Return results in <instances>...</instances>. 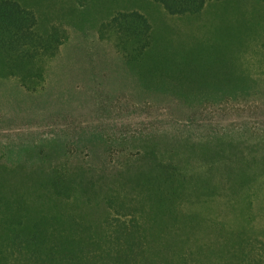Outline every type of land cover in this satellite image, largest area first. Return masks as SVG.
Wrapping results in <instances>:
<instances>
[{"label":"trees","instance_id":"16d2710c","mask_svg":"<svg viewBox=\"0 0 264 264\" xmlns=\"http://www.w3.org/2000/svg\"><path fill=\"white\" fill-rule=\"evenodd\" d=\"M149 1L190 20L211 4L264 7V0ZM53 2L0 0V81L32 92L41 86L46 63L67 41L43 17ZM98 36L114 42L127 66L168 81L164 91L184 96L197 115L224 111L230 97L249 92L230 86L232 73L223 69L217 88L209 76L187 72L189 54L161 52L139 11L115 13ZM197 120H188L191 130ZM100 141L101 154L95 140L90 155L55 149L0 157V264H264L263 151L217 129L125 135L117 150L111 139Z\"/></svg>","mask_w":264,"mask_h":264},{"label":"rangeland","instance_id":"374dc122","mask_svg":"<svg viewBox=\"0 0 264 264\" xmlns=\"http://www.w3.org/2000/svg\"><path fill=\"white\" fill-rule=\"evenodd\" d=\"M54 1L42 10L48 14L43 17L60 26L67 41L46 63L41 86L32 92L15 79L0 81L2 161L8 155L23 158L32 151L55 149L90 155L95 140L101 154L105 147L101 139H111L117 150L124 146L117 141L122 136L163 130L188 137L212 136L217 129L254 148L258 156L264 152V7L249 2L211 4L200 18L190 20L169 17L149 0ZM129 11L148 17L161 52L169 46L168 52L189 54L187 72L209 76L210 86L217 88L214 76L223 69L232 73L230 86L249 92L230 97L224 111L197 115L186 107L184 96L164 91L172 86L168 81L140 66H127L113 41L99 39L104 21ZM239 30L246 32L233 39ZM210 102L216 103V98ZM195 117L199 121L191 130L187 122ZM260 184L264 187V177ZM260 196L263 214L264 188Z\"/></svg>","mask_w":264,"mask_h":264}]
</instances>
